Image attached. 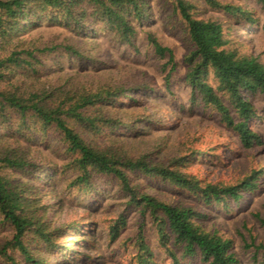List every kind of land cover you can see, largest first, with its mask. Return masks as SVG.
Returning <instances> with one entry per match:
<instances>
[{
    "label": "trees",
    "instance_id": "trees-1",
    "mask_svg": "<svg viewBox=\"0 0 264 264\" xmlns=\"http://www.w3.org/2000/svg\"><path fill=\"white\" fill-rule=\"evenodd\" d=\"M152 1L0 0V228L6 230L0 237V264L102 262L94 253L100 222L93 211L104 197L101 190L110 186L126 198L127 210L135 208L139 215L135 232L120 239L123 247L132 248L131 264H240L231 239L205 229V215L194 203L159 199L140 177L168 182L212 206L240 200L258 185L259 170L225 184L187 171L189 164H203L212 155L208 147L198 149L196 157L180 155L168 163L155 160L151 151L131 153L126 141L158 126L146 110L157 88L144 80L108 78V73L82 77L84 70L112 67V48L119 56L120 48L138 54L142 35L146 47L164 60L168 88L175 55L146 29L157 13ZM160 1L159 15L169 11L162 25L179 30L188 46L182 80L188 103L211 108L243 149L260 145L249 123L258 117L252 97H264V64L247 51L245 35L258 26L264 29L256 8L198 0L223 13L227 19L221 21L199 14L194 0ZM253 4L264 15V0ZM42 24L63 27L73 38L29 37ZM99 34L106 42L96 48ZM63 57L73 59L77 68L65 72ZM51 146L60 152L61 164L44 155ZM75 200L82 214L57 221L64 204ZM126 217L122 211L101 222L108 245L120 238ZM146 221L154 229L158 262L144 235ZM86 247L90 256L83 252Z\"/></svg>",
    "mask_w": 264,
    "mask_h": 264
},
{
    "label": "rangeland",
    "instance_id": "rangeland-1",
    "mask_svg": "<svg viewBox=\"0 0 264 264\" xmlns=\"http://www.w3.org/2000/svg\"><path fill=\"white\" fill-rule=\"evenodd\" d=\"M197 1V10L203 17H213L225 21L226 16L210 8H205ZM240 3L256 8L255 16L264 21V15L253 0H223ZM157 12L154 18L146 26V29L155 33L160 42L171 47L174 51L176 70L169 78V86L166 88L163 80L164 72L161 65L164 60L158 59L146 47V42L139 36V53L134 54L131 50L112 48L115 55L111 58L112 67L99 69L94 73L84 70L82 75L88 79V75L97 77L106 73L108 78H114L122 82H138L144 80L153 84L154 95L147 98L146 110L154 116L158 123L155 128H147L148 132L143 136L129 139L126 146L131 153L139 154L152 152L155 160L168 163L173 158L181 156L196 157L198 149L210 148L212 155L203 161V164H189L187 171L210 182L234 183L250 170H259L258 185L251 191L244 193L238 201L226 199L222 203L206 206L196 196L184 189L173 186L168 182L159 181L157 178L140 177V181L147 183L148 192L159 199L174 202H192L197 206L205 217L201 219V225L207 230H218L224 237L231 239L233 251L236 253L240 264H262L264 258V97L255 95L253 102L257 110V119L251 121L250 126L260 135L262 143L251 149H243L231 130L220 123L214 111L209 107L191 106L188 101V89L183 84V76L186 72V64L183 60L188 50L187 43L181 36L179 30H169L162 25L164 16L159 15L162 9L159 7L160 0L152 1ZM168 9V8H167ZM164 10V9H163ZM170 22L171 19H170ZM173 31V32H172ZM245 35L248 37L247 51L252 53L264 64V29L261 26L248 30ZM29 37L40 38V41L55 39L60 41L64 38H73L72 34L63 27L42 24L31 32ZM96 48L105 45V38L102 34L96 40ZM95 43V42H93ZM99 43V45H98ZM94 45V44H93ZM65 72L77 68L72 60L62 58ZM117 61L118 63H116ZM152 93V92H151ZM142 110H139V112ZM155 122V123H156ZM52 145V144H51ZM44 149V147L42 148ZM44 155L61 164L63 158L58 150L51 148L44 149ZM71 173L68 172L67 176ZM61 186L64 184L60 183ZM104 197L100 204L93 211L94 217L99 223L95 239L98 241L95 252H98L102 262L98 264H131L130 259L132 248L123 247L120 239H126L132 235L138 225L139 215L135 208L127 210L126 198L112 189V186L103 188ZM78 198V197H77ZM84 209L80 202L75 200L72 204H64L57 221H64L79 217ZM125 211L127 216L126 225L123 227L120 238L114 244L108 245L104 240L105 234L102 221L115 217ZM154 229L149 221L144 225V235L148 244L154 248L156 261L161 256L155 249L157 243ZM6 234V230L0 228V237ZM128 244L129 241H126ZM127 251H126V250ZM89 256L92 253L87 247L83 250ZM162 264V263H161ZM196 264V263H195Z\"/></svg>",
    "mask_w": 264,
    "mask_h": 264
}]
</instances>
